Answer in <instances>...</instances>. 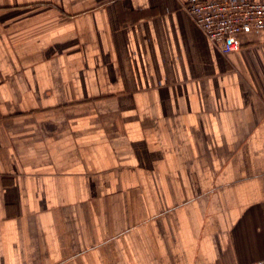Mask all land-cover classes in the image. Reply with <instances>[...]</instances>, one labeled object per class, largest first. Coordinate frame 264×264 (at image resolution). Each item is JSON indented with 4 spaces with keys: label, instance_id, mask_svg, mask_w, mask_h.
Instances as JSON below:
<instances>
[{
    "label": "crops",
    "instance_id": "obj_1",
    "mask_svg": "<svg viewBox=\"0 0 264 264\" xmlns=\"http://www.w3.org/2000/svg\"><path fill=\"white\" fill-rule=\"evenodd\" d=\"M185 3L0 0V264L264 258V31Z\"/></svg>",
    "mask_w": 264,
    "mask_h": 264
},
{
    "label": "built area",
    "instance_id": "obj_2",
    "mask_svg": "<svg viewBox=\"0 0 264 264\" xmlns=\"http://www.w3.org/2000/svg\"><path fill=\"white\" fill-rule=\"evenodd\" d=\"M185 9L222 53L239 49L242 33L264 31V1L186 0ZM246 264H264V258Z\"/></svg>",
    "mask_w": 264,
    "mask_h": 264
}]
</instances>
